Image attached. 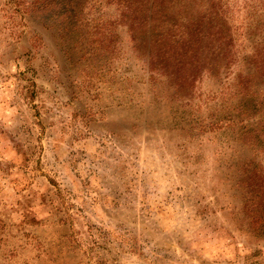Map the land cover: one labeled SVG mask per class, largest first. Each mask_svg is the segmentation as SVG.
I'll return each mask as SVG.
<instances>
[{
  "label": "rangeland",
  "instance_id": "rangeland-1",
  "mask_svg": "<svg viewBox=\"0 0 264 264\" xmlns=\"http://www.w3.org/2000/svg\"><path fill=\"white\" fill-rule=\"evenodd\" d=\"M0 264H264V0H0Z\"/></svg>",
  "mask_w": 264,
  "mask_h": 264
}]
</instances>
